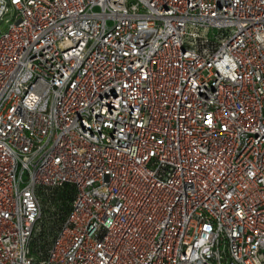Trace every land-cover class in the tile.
<instances>
[{
	"label": "built area",
	"instance_id": "obj_1",
	"mask_svg": "<svg viewBox=\"0 0 264 264\" xmlns=\"http://www.w3.org/2000/svg\"><path fill=\"white\" fill-rule=\"evenodd\" d=\"M0 264H264V0H0Z\"/></svg>",
	"mask_w": 264,
	"mask_h": 264
},
{
	"label": "trees",
	"instance_id": "obj_2",
	"mask_svg": "<svg viewBox=\"0 0 264 264\" xmlns=\"http://www.w3.org/2000/svg\"><path fill=\"white\" fill-rule=\"evenodd\" d=\"M42 216L41 231L36 235L35 244L45 249L56 237L70 212L75 191L72 186L65 185L55 189H39Z\"/></svg>",
	"mask_w": 264,
	"mask_h": 264
}]
</instances>
